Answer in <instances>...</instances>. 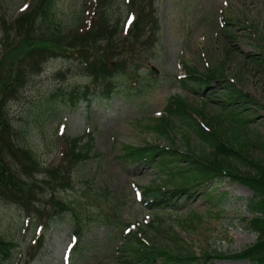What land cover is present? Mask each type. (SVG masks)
<instances>
[{
    "label": "rangeland",
    "instance_id": "rangeland-1",
    "mask_svg": "<svg viewBox=\"0 0 264 264\" xmlns=\"http://www.w3.org/2000/svg\"><path fill=\"white\" fill-rule=\"evenodd\" d=\"M81 1L55 0L53 21L69 27ZM28 2L0 0V18L13 19ZM155 7L159 32L151 56L143 60L141 68L112 77L118 88L110 98L71 105L59 93L90 78L78 72L75 61L54 57L8 103L22 142L42 166L60 160L64 138H82V144L89 132L93 146L86 160L72 166L71 187L56 192L82 225L76 247L70 211L49 218L44 228L35 215L29 220L18 205L0 198V236L15 244L10 257L0 259V264H148L125 247L126 243L135 246L136 236L173 254H193L202 260L207 253L210 257L232 256L256 240L257 234L247 224L252 216L247 200L253 196L248 187L223 177L207 187L194 188L190 196L175 195L171 202L147 206L140 192L147 186L169 191V174L154 162L126 161L121 153L124 146L150 143L210 154L211 149L180 117L171 118L170 143L145 127L151 118L165 114L169 103L174 106L179 96L202 112L203 118L196 116L199 122L217 129L250 159L264 162V0H156ZM189 68L196 70V76L211 70L220 74L199 90L182 84ZM58 71L66 78L62 80ZM227 84L252 97L248 107L239 99L234 101V112L224 106ZM55 93L57 97L52 96ZM242 113L247 117L244 124L239 121ZM233 164L240 173L251 171L241 163ZM34 178L41 180L43 174ZM41 235V252L26 263ZM211 261L252 264L247 260L210 258L208 263ZM152 264H163V260L158 256Z\"/></svg>",
    "mask_w": 264,
    "mask_h": 264
},
{
    "label": "trees",
    "instance_id": "trees-1",
    "mask_svg": "<svg viewBox=\"0 0 264 264\" xmlns=\"http://www.w3.org/2000/svg\"><path fill=\"white\" fill-rule=\"evenodd\" d=\"M155 1L82 0L78 15L69 27L53 21L55 0H29L13 19L7 21L0 18V198L18 205L29 220L31 215H35L44 228L49 218L70 211L76 244L82 236V225L71 206L56 192L71 187V168L89 157L92 136L89 133L82 144V138H64V141L61 140L60 160L56 164L42 166L32 150L22 142L7 105L17 98L28 78L42 72L45 63L54 57L76 61L80 71L90 78L88 83L59 93L66 95L71 105L80 101L88 103L95 97H111L118 88L112 77L120 71L139 69L143 60L151 56L159 32ZM194 73L196 70L187 69L182 84H191L192 88L198 87L199 90L209 86L218 74L217 70L199 76ZM57 75L63 77L62 71H58ZM224 89V106L231 107L232 112L235 100L239 99L244 108L252 102V97L236 86L227 84ZM57 95L52 94L53 97ZM201 113L184 98L176 96L174 106L169 103L165 114L151 118L145 127L170 143L173 134L171 118L180 117L188 122L194 135L211 149L210 154L202 150L198 154L192 150L190 153L181 152L170 145L146 143L124 146L121 156L129 162H154L157 168L166 169V174H169L166 183L172 184L169 191L162 192L160 186L144 188L143 195L157 204L171 202L175 195L190 196L194 188L207 187L212 180L223 177L248 187L253 196L247 200V211L252 215L247 224L257 234L256 240L232 256L225 258L222 254H215L210 257L207 253L203 256L204 260L193 254H173L149 242L143 243L135 234L137 239L133 240L136 245L126 243L125 247L131 248L130 253L134 257L148 264H152L158 256L163 264H213L212 261L208 263L210 258L264 264V162L250 159L232 141L223 139L217 129L199 122L196 116ZM242 115L239 121L244 124L247 117ZM183 162L187 163L186 166H181ZM233 162L246 165L251 171L240 173ZM36 174H43V178H34ZM45 196H48L46 200ZM207 197H212L209 192ZM133 235L129 237L134 238ZM42 238L41 235L35 239V246L27 254L26 263L40 253ZM14 246V242L0 236V259L10 257Z\"/></svg>",
    "mask_w": 264,
    "mask_h": 264
},
{
    "label": "water",
    "instance_id": "water-1",
    "mask_svg": "<svg viewBox=\"0 0 264 264\" xmlns=\"http://www.w3.org/2000/svg\"><path fill=\"white\" fill-rule=\"evenodd\" d=\"M152 69H154V68L152 67Z\"/></svg>",
    "mask_w": 264,
    "mask_h": 264
}]
</instances>
